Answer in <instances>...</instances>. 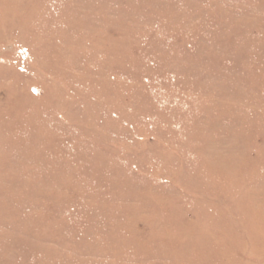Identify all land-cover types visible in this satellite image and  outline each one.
Segmentation results:
<instances>
[{
	"label": "rangeland",
	"instance_id": "rangeland-1",
	"mask_svg": "<svg viewBox=\"0 0 264 264\" xmlns=\"http://www.w3.org/2000/svg\"><path fill=\"white\" fill-rule=\"evenodd\" d=\"M0 264H264V0H0Z\"/></svg>",
	"mask_w": 264,
	"mask_h": 264
}]
</instances>
